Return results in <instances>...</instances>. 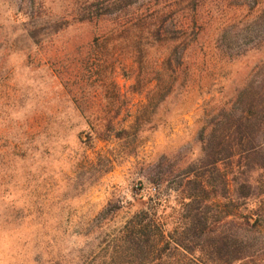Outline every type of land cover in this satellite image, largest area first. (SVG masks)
<instances>
[{"label": "rangeland", "instance_id": "obj_1", "mask_svg": "<svg viewBox=\"0 0 264 264\" xmlns=\"http://www.w3.org/2000/svg\"><path fill=\"white\" fill-rule=\"evenodd\" d=\"M21 1L0 0V264H142L112 258V239L156 198L149 172L166 178L155 200L171 228L180 218L178 168L210 174L203 142L224 111L238 114L252 100L264 124V0H126L134 14L162 10L168 29L153 39L134 31L130 44L126 32L118 42L95 41L111 25L73 18L113 14L102 4L114 0H34L33 8ZM31 12L40 17L28 21ZM182 31L185 49L180 56L177 42L173 54L181 57L178 75L163 77L159 90L149 89L156 79L138 84L139 64L160 62L168 53L162 38ZM83 95L90 104L73 99ZM87 108L118 111L115 125L132 128L100 138L97 114H80ZM232 229L231 244L246 255L230 264H264V219Z\"/></svg>", "mask_w": 264, "mask_h": 264}, {"label": "trees", "instance_id": "obj_2", "mask_svg": "<svg viewBox=\"0 0 264 264\" xmlns=\"http://www.w3.org/2000/svg\"><path fill=\"white\" fill-rule=\"evenodd\" d=\"M21 2L31 8L35 7L34 0ZM102 5L113 14L106 12ZM102 5L96 4L100 6L98 9L102 7L105 12L97 10L95 13H80L73 17L78 22H107L111 25L108 29L103 28L95 41L113 38L118 42L122 38L121 32L128 34L126 41L129 44L133 43L134 31L140 34L139 37L143 35L142 39H153L156 33L158 37L167 35L166 20L161 18L163 12L158 8L149 11V6H146L134 14L130 10L131 3L126 0H114ZM38 14L31 12L25 14V17L29 21L30 18H39ZM187 18L189 15L178 20L180 31L189 27L191 19L187 21ZM51 21L52 26H59V21ZM37 23H32V27L37 28ZM184 34L182 31L177 41L162 38V47L165 45L167 55L160 62L156 60L153 65L140 63L136 75L138 84L149 88L150 83L156 79L154 86L149 89L159 90L163 77L170 79L178 75L182 62L181 57L180 60L174 58V45L178 42L181 46V56L187 43ZM32 36L30 34L29 38ZM112 83L115 96L120 97L118 84L113 80ZM73 99L78 104H90L85 95L74 96ZM251 102L248 108L240 110L238 114L224 111L221 127L203 142L204 156L208 157L209 163L202 164V167H209L210 174L178 168L181 180L176 192L181 200L176 212L180 218L171 228H167L168 221L157 213L156 208L166 178L157 170L149 172V183L157 185L154 187V196L158 201L154 199L151 204L146 202L119 226L112 239V258H131L142 264H230L246 255L244 250L231 244L232 236L236 235L232 228L237 224L257 227L261 219H264V124L255 121V106ZM79 111L82 116L97 114L94 117L97 121L94 133L103 139L121 138L132 128V123L128 128L115 125L119 122H114L120 113L118 111L112 114L111 110H105L104 113L88 112V108ZM159 164L155 163L152 169ZM252 170L259 171L258 179L249 174ZM219 198L224 199V203ZM252 200L255 203L250 208L247 203Z\"/></svg>", "mask_w": 264, "mask_h": 264}]
</instances>
